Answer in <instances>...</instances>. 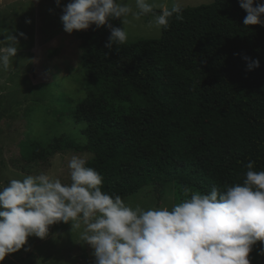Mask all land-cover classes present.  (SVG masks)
<instances>
[{"label": "trees", "instance_id": "trees-1", "mask_svg": "<svg viewBox=\"0 0 264 264\" xmlns=\"http://www.w3.org/2000/svg\"><path fill=\"white\" fill-rule=\"evenodd\" d=\"M246 15L240 0H215L182 8L157 39L108 48L110 28L94 24L82 36L87 144L65 145L93 155L103 191L124 199L174 182L186 199L242 183L250 161L264 170V24Z\"/></svg>", "mask_w": 264, "mask_h": 264}, {"label": "clouds", "instance_id": "clouds-1", "mask_svg": "<svg viewBox=\"0 0 264 264\" xmlns=\"http://www.w3.org/2000/svg\"><path fill=\"white\" fill-rule=\"evenodd\" d=\"M135 6L134 12L121 0H70L60 19L69 34L107 25L111 35L105 46L111 48L127 41L130 15L154 14L150 0H135ZM240 6L247 13L245 26L264 24V2L240 0ZM181 12L179 0H173L156 14L155 26H167ZM115 19L123 29L109 23ZM19 36L26 38L23 32ZM0 44V68L7 70L20 40L10 33ZM244 59L249 71L260 66L258 59ZM64 159L70 183L45 172L0 186V262L24 248L29 237L45 239L50 226L60 222L80 230V239L94 250L95 264H251L253 246L264 242V170H255L254 161L246 165L242 183L192 193L171 208L146 210L103 191V177L88 166V154Z\"/></svg>", "mask_w": 264, "mask_h": 264}, {"label": "rangeland", "instance_id": "rangeland-1", "mask_svg": "<svg viewBox=\"0 0 264 264\" xmlns=\"http://www.w3.org/2000/svg\"><path fill=\"white\" fill-rule=\"evenodd\" d=\"M215 0H179L182 8L212 4ZM70 0H61L67 5ZM137 11L135 0H121ZM264 2V0H261ZM154 11L170 8L173 0H150ZM56 0H0V40L13 34L20 40L16 57L7 70L0 68V186L12 179L49 173L70 183L65 156L88 154L69 150L65 142L87 144L84 99L90 91L88 71L83 60L82 36L87 32L64 31L60 19L63 7ZM153 15L128 17L127 43L157 39L163 27L155 26ZM31 23H26V21ZM122 24V29H123ZM23 32L26 38L20 37ZM4 45L0 44V47ZM59 139L61 149L47 155L49 146ZM39 150H43L39 154ZM144 209L169 207L181 202L178 186L145 185L123 199ZM45 239L35 236L18 252L0 264H95L94 250L80 239V230L71 223L51 226ZM264 244L249 254L251 264H261Z\"/></svg>", "mask_w": 264, "mask_h": 264}, {"label": "water", "instance_id": "water-1", "mask_svg": "<svg viewBox=\"0 0 264 264\" xmlns=\"http://www.w3.org/2000/svg\"><path fill=\"white\" fill-rule=\"evenodd\" d=\"M161 11H154V14H160Z\"/></svg>", "mask_w": 264, "mask_h": 264}]
</instances>
